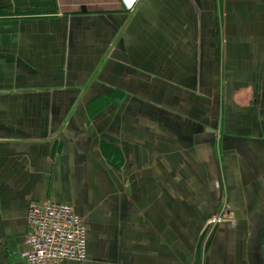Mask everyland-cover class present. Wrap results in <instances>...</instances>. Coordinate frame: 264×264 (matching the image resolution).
<instances>
[{
  "label": "crops",
  "instance_id": "crops-1",
  "mask_svg": "<svg viewBox=\"0 0 264 264\" xmlns=\"http://www.w3.org/2000/svg\"><path fill=\"white\" fill-rule=\"evenodd\" d=\"M128 2L0 0V264L32 201L84 264H264V0Z\"/></svg>",
  "mask_w": 264,
  "mask_h": 264
},
{
  "label": "built area",
  "instance_id": "built-area-1",
  "mask_svg": "<svg viewBox=\"0 0 264 264\" xmlns=\"http://www.w3.org/2000/svg\"><path fill=\"white\" fill-rule=\"evenodd\" d=\"M123 2L128 9L135 4ZM219 222L215 217L211 221ZM25 245L22 257L26 264L87 263V222L73 206L32 201L26 214Z\"/></svg>",
  "mask_w": 264,
  "mask_h": 264
}]
</instances>
